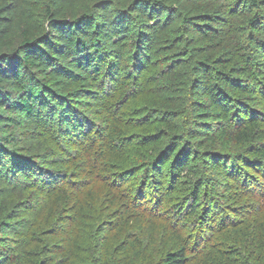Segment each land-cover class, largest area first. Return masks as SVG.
Instances as JSON below:
<instances>
[{"label": "trees", "instance_id": "obj_1", "mask_svg": "<svg viewBox=\"0 0 264 264\" xmlns=\"http://www.w3.org/2000/svg\"><path fill=\"white\" fill-rule=\"evenodd\" d=\"M50 53L59 68L69 66L68 55L75 54V67L56 68L46 80ZM91 66L96 77L86 84ZM78 71L83 79L71 78L80 83L76 97L97 89L87 128L103 133L90 144L100 166L84 171L93 183L87 191L78 193L74 185L53 191L60 201L51 215L66 213L72 227L63 232V243L55 244L66 215L59 227L43 220L38 229L52 228L40 234L52 241L37 243L25 259L31 264H118L117 259L264 264V214L253 223L241 220L247 202L264 190V1L10 0L0 5V110L21 92L19 110L26 114L35 104L40 112L47 104L41 91L52 93L55 106L66 105L58 98L68 83L62 73ZM27 87L31 95L23 91ZM0 137L14 147L11 137ZM32 189L44 195L41 185ZM159 211L192 227L205 225L214 244L191 262L190 235L182 239L170 229L156 248L154 229L140 217ZM129 223L132 240L125 236L112 246L102 236L107 224L123 232Z\"/></svg>", "mask_w": 264, "mask_h": 264}, {"label": "rangeland", "instance_id": "obj_2", "mask_svg": "<svg viewBox=\"0 0 264 264\" xmlns=\"http://www.w3.org/2000/svg\"><path fill=\"white\" fill-rule=\"evenodd\" d=\"M9 2L10 0H0V5L4 6ZM13 14L14 9H11L10 15ZM74 56L75 54L68 55L71 57L67 62L69 66H62L63 71L69 72L70 67H75ZM49 57L53 58V63L45 72L46 80L50 72L59 68L57 65L59 62L52 53ZM8 65L11 66L10 63ZM78 73L79 71L73 75L62 73L65 76V82L68 83L64 87L66 91L62 90L58 98L67 102L66 105L55 106L51 102L52 93L41 91L48 100L47 104L43 106L41 112L40 106L35 104L34 111L26 114L19 110L20 98L24 95V92H21L12 94L4 111L0 110V126L4 127L1 129L7 131L3 133L1 130L0 133L11 137V141L14 140V147H12L4 137H0L2 142L0 146V264H31L29 259H25V253L29 255L37 243L44 246L52 241V238L40 233L57 225L61 221L60 217L66 215V213L59 212L51 215L55 202L60 201L59 195L52 197L54 190L66 189L74 185L79 190L78 193H82L93 184L89 182L84 171L93 169L94 166L99 168L100 156L95 154L90 144L93 140L99 141L100 137L103 138V133L98 130L88 132L87 123H90L92 119L93 109L91 107L94 105V94L97 89L88 88L83 96L76 97L78 93L74 91V88L80 83L72 79L75 75L83 79L82 72L80 71L77 75ZM95 77L91 66L84 82L89 84ZM17 82L21 85L22 81ZM23 91L32 94V90L28 87ZM30 101L33 104L34 100ZM68 106L73 112H67ZM100 145L98 143V146ZM100 175L105 178V172H101ZM40 185L44 195L37 194L32 189ZM51 187L57 188H53L49 193L42 191V189L47 190ZM82 187L84 189H81ZM243 210L241 220L247 223H253V218L260 216V213L264 214V190L256 195L254 201L247 202ZM162 212L153 213L147 218L140 217V221L146 225L149 224L154 229L156 248L170 229H173V232L182 239L190 235L186 240L188 243L187 257L191 262H195L214 244L210 243L211 235L204 231L205 225L196 224V227H192V224L186 223L182 217L166 216ZM196 219L204 220L198 217ZM43 220L50 223L52 227L49 228L46 225L38 229ZM62 221L64 225L59 230L55 244L63 243V232L72 227L69 215H66ZM20 225L23 226L20 227ZM60 225L61 222L57 227ZM106 226L108 227L102 236L108 237L107 240L112 243V246L122 242L125 236L132 240L131 223L124 227L123 232L118 231V228L113 229L115 227L113 224ZM133 226L137 233L138 226L135 223ZM22 234H25L27 238H23ZM142 243L146 244L145 241ZM117 260L118 264H122L119 259Z\"/></svg>", "mask_w": 264, "mask_h": 264}]
</instances>
